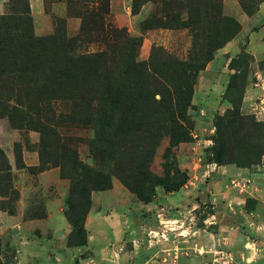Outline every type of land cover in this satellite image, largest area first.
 <instances>
[{
	"label": "rangeland",
	"instance_id": "374dc122",
	"mask_svg": "<svg viewBox=\"0 0 264 264\" xmlns=\"http://www.w3.org/2000/svg\"><path fill=\"white\" fill-rule=\"evenodd\" d=\"M263 1L137 0V7L134 11V0H69L70 14H68V17L70 20L62 17L54 19L55 28L53 32L40 35L48 41L46 43L49 45L46 47L47 53H39L44 61L54 60L48 55L61 56L62 58L65 56L79 58L83 55H93L101 51H107L111 53V56L118 54L122 58L133 51L132 54L138 60L148 62L150 60L155 62L160 59L164 60L169 56L179 60H187L190 55H195L200 62L210 56L213 57V60L219 49L218 47L221 48L232 41L242 29L238 14L240 12L248 15L254 13ZM104 3H106V6H102ZM106 7L108 9L104 12ZM128 7H131V14H140L132 23L125 20L126 15H128ZM13 9L19 12L15 17L22 19V28H25L28 23L26 1L12 0L9 13ZM93 10L102 12L104 27L107 29L106 33L102 32L99 29L100 27H97L100 25L93 22H89L87 27L83 28L81 14L90 13ZM223 18H232L239 25L233 23L229 30L224 31ZM111 28H116L120 31L119 34L124 33V38L121 35L119 37L111 35L108 32ZM53 40L54 42H52ZM124 59L128 60L127 57ZM20 60H24V58L19 57L17 62ZM252 61V56L243 49L237 55L231 56L229 60L228 64L232 72L228 80L227 93L225 92L223 95L224 99L228 101V107L224 111L219 110L214 119L207 122V125L203 126L205 128L202 129L206 134L202 146L206 144V147L202 151L200 149L199 155L200 162L204 164L215 162L213 160V148L216 145L217 117L227 114L233 108V102L240 104L245 85L249 80L251 71L254 69ZM119 67H123V64ZM217 68L221 69L220 65ZM204 69L200 70L194 77V93L186 109V116L189 120L187 128L190 132L189 140L172 145L170 140L171 131L166 128L157 131L158 133L156 131L144 132L134 138L129 137V140L134 141L138 148L140 147V150L147 147L153 152V154H146V157L150 155L149 168L154 174L163 175L165 161L169 160L173 166L186 171L189 176L190 164L196 160V150L198 149L196 146H199V144L194 143L199 131L198 121L205 116L203 110L196 105L197 99H195L196 88L199 100L204 98L203 89L200 88L201 73ZM10 71L8 70V72ZM118 71V66L111 69L113 75ZM7 75L10 76L13 73ZM8 76L0 78V93L7 96L5 101L10 106L16 105L25 113L24 115H22L23 113L9 115V111L6 112L0 105V149L3 151V153H0V208L15 209L23 193L29 203L28 216H41L45 214L46 201L53 195L58 194L59 197H62L60 194H63L64 210L66 211L69 207L68 198L71 188L69 174H71L72 162L75 160V156L79 161L92 168L110 174L114 172L113 162L109 158L102 159L101 156L96 157L94 155L92 144L97 140L96 128L93 124L85 123V120L90 116L87 113L90 102L98 106V100L102 96L103 90L112 87V85L99 80L93 81L87 85L90 92H87L86 86H82L83 91L76 95L50 90L45 86L44 77L40 74L32 75V77L27 76L23 83L14 82L13 84L12 79ZM118 83H123L121 86L126 85L125 79L119 78L116 83L112 84L116 86ZM165 87V95L155 93L154 100L161 103L168 102L170 105L177 104L176 89L178 88L168 86V84ZM0 101L3 100L0 99ZM180 114V112L174 114L177 120ZM248 115L251 118H248L246 124L238 129L240 132H235L234 139L230 141L229 146L237 151L256 147L258 155L249 161L227 164L258 168L259 164L264 163V154H261L262 151L264 152V125H252L251 123L253 118L260 123H264V120H259L254 114ZM21 116L24 119L22 123L17 121ZM39 116L41 118H38ZM158 118L162 122L164 116L161 118L159 115ZM39 119L53 126V131L44 136L41 135L37 129L40 125L38 123ZM18 124L22 127L16 128L15 126ZM228 133H230V130ZM43 138L45 143L42 148ZM42 149L45 150L43 156L41 154ZM25 150L34 151L38 154L40 159L38 165H26L24 161ZM12 157L13 164L11 163ZM51 169H55L58 172L57 177L62 180L58 189L53 185L50 187H44L43 185L47 183V180L52 182L55 179L54 175L49 173L46 177H39L42 172ZM246 182L249 183V181ZM244 184H240L242 189L246 185ZM115 185L125 190L127 195H124L123 200L120 198L119 200L118 198L112 199L110 195L101 199L96 196L100 192L110 191ZM91 200V209L85 217V228L88 216L92 211L102 214L103 225L135 227L153 224L152 217H149L148 214L149 209L143 205L146 203L131 192L115 175H112L110 187L104 190L92 191ZM204 210L210 211L211 206L204 208ZM161 223L165 226L168 224L164 221ZM86 232L88 235L87 228ZM132 235L137 237L143 234L133 233ZM145 235L148 236V233ZM151 235H154V233H151ZM161 236L165 238L163 234ZM129 238L127 239L125 236L123 240L121 238L117 240L124 244V247L116 245L118 253L122 252L121 250L124 248L126 250L134 246V240ZM129 240L131 243L127 244ZM6 254L14 256V253L9 250Z\"/></svg>",
	"mask_w": 264,
	"mask_h": 264
},
{
	"label": "crops",
	"instance_id": "0c3cea01",
	"mask_svg": "<svg viewBox=\"0 0 264 264\" xmlns=\"http://www.w3.org/2000/svg\"><path fill=\"white\" fill-rule=\"evenodd\" d=\"M28 1L36 35L52 33L56 17L70 20L65 0ZM11 2L0 0V15L9 13ZM127 12L125 20L130 23L140 15L131 14V7ZM238 19L242 24L240 32L217 50L201 73L203 100H199L197 88L195 91L196 105L205 116L198 121L194 143L199 146L187 183L174 192L157 187L154 200L143 204L153 224L103 225L102 214L92 211L86 221L87 243L71 246L68 235L72 227L65 215L63 194L46 201L45 214L29 217V203L22 193L14 210L0 209V264H264V163L258 168L204 164L199 155L200 149L206 147L202 146L206 135L203 126L228 107L223 96L232 72L228 63L242 49L252 56L254 69L240 107L243 113L264 120V1L250 15L240 12ZM11 161L13 164V157ZM24 161L35 166L40 159L36 152L25 150ZM49 173L55 179L47 180L44 187L53 185L58 189L62 180L55 169L39 177ZM240 184L245 185L243 189ZM108 195L123 200L127 194L115 185L96 196L101 199ZM209 206L211 210L205 211ZM133 233L143 235L134 237ZM125 236L135 244L118 253L116 245L124 244L117 240ZM8 250L14 256L7 255Z\"/></svg>",
	"mask_w": 264,
	"mask_h": 264
},
{
	"label": "trees",
	"instance_id": "16d2710c",
	"mask_svg": "<svg viewBox=\"0 0 264 264\" xmlns=\"http://www.w3.org/2000/svg\"><path fill=\"white\" fill-rule=\"evenodd\" d=\"M25 1L28 21L25 28H22V19L15 17L19 13L17 10L13 9L11 13L0 15V78L13 73V75L8 76L12 79L13 84L14 82L23 83L27 76L32 77V75L40 74L44 77L45 86L50 90L76 95L83 91L82 86H86L87 92H90L87 85L93 81L99 80L112 85V87L103 90L102 96L98 100V106L90 102L87 113L91 118L89 116L85 123L93 124L96 128L97 140L92 144L94 155L96 157L101 156L102 159L109 158L113 162L114 172L110 174L92 168L79 161L75 156V160L72 162V171L69 174L71 188L68 198L69 207L65 211V215L72 225V231L68 243L71 246H80L88 241L85 217L91 209V193L110 187L112 175L117 176L131 192L135 193L145 203L153 201L157 194V187H163L167 192H174L180 190L187 183L189 179L187 172L173 166L169 160L165 161L163 175L154 174L149 168L150 155L146 157V154H153V152L147 147L140 150V147L138 148L134 141L129 140V137L134 138L144 132L156 131L158 133L157 131L166 128L171 131L172 145L189 140L190 132L187 130L189 120L186 116V109L194 93V77L206 67L213 57H207L203 62H200L195 55H190L187 60H179L169 56L164 60L160 59L156 62L150 60L148 62L138 60L132 54L133 51L125 56L128 60L124 59L125 57H119L118 54L111 56V53L101 51L79 58L48 55L54 60L44 61L40 53H47L46 47L49 45L46 43L48 41L42 38L43 36L35 35L29 1ZM65 1L68 5V14H70L69 0ZM136 4L137 0H134V11L137 7ZM102 6H106V3ZM107 9L106 7L104 12ZM81 17L84 29L89 22H93L100 25L97 27L106 33L107 29L104 27L100 10L82 13ZM223 22L224 31L229 30L233 23L239 25L232 18H223ZM108 32L114 37L121 35L124 38L125 35L124 33L119 34L120 31L116 28H111ZM19 57L24 58V60L17 62ZM121 64L123 67L120 68ZM115 66H118L119 71L113 75L111 69ZM8 70L11 71L8 72ZM117 77L122 80L125 79L126 85L121 86L123 83H118L114 86L112 83L117 82ZM166 84L178 88L176 89L177 104L170 105L168 102L161 103L154 100L155 93L165 95ZM0 99L3 100L0 101V105L6 112L9 111V115L17 113L24 115L25 111L17 108L16 105L10 106L5 101L7 96L0 93ZM233 104V108L227 114L218 116L216 120L217 134L215 137L216 145L213 148V160L220 164H238L249 161L258 155L256 147L237 151L229 146L230 141L234 139L235 132L238 133V129L246 124L248 118H251L242 112L241 101L240 104L236 102ZM149 112L150 114H148ZM177 112L181 113V118L178 117V120L174 116ZM149 115L151 117H148ZM159 115L161 118L164 116L162 122L158 118ZM17 121L22 123L24 121L23 116ZM38 123L40 125L37 129L41 135L44 136L53 131V126L48 122L39 119ZM251 124L264 125L254 118ZM15 127L21 128L22 126L18 124ZM229 130L230 133H228ZM44 143L43 138L42 148ZM0 153H3L1 149ZM44 153L45 150L42 149V156ZM261 154L264 152L262 151ZM0 209H4V207Z\"/></svg>",
	"mask_w": 264,
	"mask_h": 264
}]
</instances>
